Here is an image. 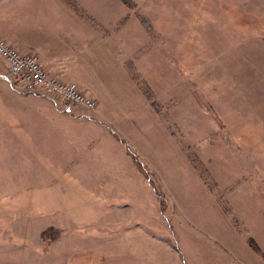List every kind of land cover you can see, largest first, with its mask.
<instances>
[{
    "label": "rangeland",
    "instance_id": "obj_1",
    "mask_svg": "<svg viewBox=\"0 0 264 264\" xmlns=\"http://www.w3.org/2000/svg\"><path fill=\"white\" fill-rule=\"evenodd\" d=\"M117 1L92 110L43 122L0 56V264H264V0Z\"/></svg>",
    "mask_w": 264,
    "mask_h": 264
},
{
    "label": "crops",
    "instance_id": "obj_2",
    "mask_svg": "<svg viewBox=\"0 0 264 264\" xmlns=\"http://www.w3.org/2000/svg\"><path fill=\"white\" fill-rule=\"evenodd\" d=\"M0 4L3 5L0 40L21 54L36 55L48 74L63 82L75 83L88 97L98 100L102 82L98 78L106 70L113 73L125 65L126 73L131 74L130 61L137 59L133 49L123 44L132 38L123 36V3L117 0H0ZM260 14L264 17L263 10ZM24 95L35 101L36 111L47 114L43 122L49 113L58 122L71 113L62 98L43 89Z\"/></svg>",
    "mask_w": 264,
    "mask_h": 264
},
{
    "label": "built area",
    "instance_id": "obj_3",
    "mask_svg": "<svg viewBox=\"0 0 264 264\" xmlns=\"http://www.w3.org/2000/svg\"><path fill=\"white\" fill-rule=\"evenodd\" d=\"M0 56L6 63L5 78L18 91L47 90L66 103L78 104L87 110L95 107V102L79 90L73 82L64 83L48 74L34 54H21L15 48L0 41Z\"/></svg>",
    "mask_w": 264,
    "mask_h": 264
},
{
    "label": "trees",
    "instance_id": "obj_4",
    "mask_svg": "<svg viewBox=\"0 0 264 264\" xmlns=\"http://www.w3.org/2000/svg\"><path fill=\"white\" fill-rule=\"evenodd\" d=\"M125 4H128V3H130V0H122ZM263 38H264V36H263Z\"/></svg>",
    "mask_w": 264,
    "mask_h": 264
}]
</instances>
